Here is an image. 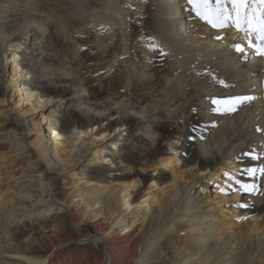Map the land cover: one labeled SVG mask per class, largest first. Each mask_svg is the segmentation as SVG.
<instances>
[{"label": "bare ground", "instance_id": "obj_1", "mask_svg": "<svg viewBox=\"0 0 264 264\" xmlns=\"http://www.w3.org/2000/svg\"><path fill=\"white\" fill-rule=\"evenodd\" d=\"M102 1V15L91 17V26L102 34L96 41L103 48L102 55L109 56V49L118 38L123 42L125 57L130 55L127 15L136 3L141 12L145 9L152 15L153 29L160 39L159 50L172 73L170 83L167 81L172 89L165 93L159 108L139 114L123 104L105 110L99 109L100 105L85 106L90 98L86 89L68 83L43 89L39 84L42 78H52L53 82L56 72V66L47 63L43 51L49 35L46 26L32 22L23 28L22 33L30 34L28 52L21 45L9 46L7 36L0 37L2 80L6 79L9 57L20 58L16 71L20 64L22 71L32 75L29 80H20L17 72L12 81L6 79L0 102V107L7 106L5 112L0 108V116L9 115L22 125L20 131L3 138L9 149L0 153V264H264V57L247 48L234 28L214 29L200 20L186 0ZM236 44H241L244 52H237ZM80 45L74 47L79 60ZM36 71H41L40 77L34 74ZM70 74L66 73L68 78L64 79H70ZM18 89L27 91L28 101L34 100L33 106L39 103V112L25 110L24 102L18 99L22 94ZM190 96L191 103L180 107L178 104L173 109ZM235 96L252 99L233 110L220 107L213 111L218 106L210 102L212 99L225 101ZM45 98L49 102L59 99L61 106L69 110L61 125L45 120L44 126L41 120L37 121L44 107L39 101ZM57 105H53L55 109ZM171 106L172 119L181 107L180 115L187 117L197 110L199 117L189 120L185 135L179 138L180 146L172 143V153L160 159L158 167L167 171L156 178L144 195L138 194L142 187L139 178L117 183L110 170L109 183L92 179L101 157H108L104 153L108 144L131 146L137 134L155 144L158 114ZM26 135L36 137L25 142ZM61 145L65 149L60 150ZM24 155L34 161L30 164L34 169H43L37 174L12 178L13 187L9 188L15 164ZM181 163L194 170L192 176L178 166ZM113 164L114 161V167ZM237 168L238 183L234 177L228 180V187L233 195L242 197L241 202L214 198L212 192L221 185L220 181L232 179ZM249 170H253L251 174ZM51 174L73 177L72 203L57 198ZM158 185L161 186L154 188ZM241 185L250 188L245 191ZM223 193L226 196L229 190L223 188ZM230 205L234 213L240 209V216L230 214ZM53 214H67L76 234L85 233L78 239L81 245L102 248V255L90 259L88 249L82 261L73 259L77 242L73 233L66 239L43 234L41 239L28 236L19 240L20 224ZM241 216L253 217L254 222L243 227ZM64 220L53 226L56 231L63 230Z\"/></svg>", "mask_w": 264, "mask_h": 264}, {"label": "rangeland", "instance_id": "obj_2", "mask_svg": "<svg viewBox=\"0 0 264 264\" xmlns=\"http://www.w3.org/2000/svg\"><path fill=\"white\" fill-rule=\"evenodd\" d=\"M101 1L102 0H0V37H3L5 39H7L8 37L9 46L21 45L22 50L24 52H28L29 48L31 47L29 37L30 34L22 33L24 30L23 28L28 23L40 22L42 27L46 26L48 28L49 33L48 38L45 39V43L43 45V51L46 53V58H48L47 63L49 65L51 64L52 66L54 64L53 67L56 66L55 78L53 82L52 78H42L39 82L41 88L43 87V89H49L54 87L55 85L67 83L73 87H81L83 89H86L89 93L88 95L90 96V98L87 102L84 103V105H100L99 109L102 110L114 106V104L126 105L129 110H133L138 114L143 113L145 110L159 108L160 104H162L165 99V93L168 92L169 89H172V86L169 85L170 79H172V73L169 67H167L168 61L166 60L165 55L163 54L161 56L160 54L163 52L159 50L160 39H158L159 37H157V33L153 29L154 26L151 13L145 11V9L141 12V7H139L138 4L134 3L129 10L131 12H129V14L127 15V20L129 22L128 25H130V55L125 57L123 42L121 41V38L120 40L118 38L116 44L109 49V56H103V48L96 42L98 40V37L102 36V34H98V31H96L94 27L91 26V17H99L100 15H102L103 6H101ZM94 12H96L97 14L94 15ZM71 38L75 39L72 40ZM75 41H79V43H76ZM76 44H81V49L79 52L81 56L80 60L77 59L78 57L76 58ZM117 47H119L120 49ZM132 52L134 53L132 54ZM9 54H11V52H9ZM113 56H115V58ZM120 56H123L124 58L122 59ZM51 58L53 61L51 60ZM114 59H116L117 61H115ZM7 60V81H12L17 72L19 73L18 78L20 80L24 78L29 80V76L31 78L32 75H29L26 71H22L23 67L20 64L16 71L15 65L21 62L19 57H9ZM134 66L136 69H133ZM58 70L59 72L57 73ZM63 71L65 72V74L63 73ZM69 71L71 72V74ZM39 72L41 71H36V73L34 74L40 77L41 73ZM2 73H4V70L0 65V102L5 95L4 84L6 82V79L4 81L2 80ZM66 73L70 74L72 78L70 77V79H64L68 78V75H66ZM63 74L67 77H65ZM18 91L22 90L18 89ZM26 92L27 91H22V94L18 96V99H20L21 102H24L25 110L33 109L34 111L39 112V103L33 106L34 100L28 101ZM53 101H46V98L39 101L42 104L44 103V107H41L42 109L40 111L42 116L38 115L37 121L41 120L44 126L46 125L45 120L52 123L57 122V125H61V123L65 121L67 113L70 114L69 110L67 111L66 107L61 106V102L59 101V99H54ZM191 102L192 98L190 96L186 100H182L181 102L175 104L173 109H176L178 107V104L180 107L184 103ZM56 103L58 104V107L55 109L53 105H55ZM137 104L139 106H137ZM197 104L198 103L195 101L194 107L196 109L199 107ZM0 108L2 112H5L7 106L3 105ZM74 109H72V111ZM178 109L179 111L177 112V117L173 119L171 113L172 106L169 109L158 114L160 123H158L154 129V133H156V136H158L156 137L157 142L155 144L147 140L144 136H142V134H137V137L134 138V142H132L131 146L128 147L123 145H115L111 147V145L108 144V146H106L104 149L105 155L108 156L106 158L107 160L101 157L99 165L95 168L96 175L92 179L95 182L107 184L111 179L109 171L113 170L112 172L115 174L114 182L117 183L130 182L135 178H139L141 180L140 183L142 187L138 194L140 196L144 195L146 193V190L156 182V178L162 173L165 174L167 171L164 168L158 167L160 159L167 157L170 153H172V151L170 150V145L172 143H175L176 146H180L181 143H179V138L185 135L189 120H193L199 117L197 110H194L192 114L185 117L179 114L183 107ZM21 129L22 125L19 124V122L17 123L15 120H13L12 117L9 118V115L8 117L5 115L0 116V138L3 139L5 137L6 139L7 136L9 137L10 135H13L14 132L20 131ZM47 132L52 136L49 130ZM35 137V135H26L25 142H29ZM5 139L0 141V153L7 152L9 149V144L7 141H4ZM63 140L67 141V139ZM63 147L64 146L61 145L60 150L65 149V147ZM178 152H180V150ZM31 156L34 157L35 154L32 153ZM113 161L115 163L113 164L114 167L112 166ZM33 163L34 161H30L29 156L27 155H24L22 158H20V160L15 164L16 167H14L13 169V172L11 174L12 177L10 178L11 181H8L9 183L7 187H13L12 178L21 177L23 174L32 175L35 172L37 174L42 171L43 168L41 166L40 168L34 169L31 166L33 165ZM178 166L181 167L183 171L187 172L188 176H192L194 170H190L182 163ZM178 166L174 167L173 170L175 168H178ZM239 170L240 169L238 168L234 169L236 173L232 175V179H225L220 181L221 185L215 189V192H212V196L214 198H219V200L226 198V200L231 203L241 202L242 197L233 195L231 193V188L228 187V180H233L235 179L234 177H236L235 181L238 183L237 177L240 172ZM59 176V174H51L49 175V178H52L57 198L60 201H64L67 203L69 202L68 204H70L73 202L71 197L73 189H71L72 185L70 182L73 181V177L67 178L64 176ZM157 184H159V181H157ZM160 186L161 185H158L154 188H158ZM223 188L229 190L228 195H224ZM230 208L232 209L229 211L231 215L235 214L237 216H240V209L236 210V212L234 213L233 205H230ZM63 217H66L68 219L64 220ZM240 219V223H242L241 225L243 227H246L250 223L254 222V218L249 216H241ZM63 220L65 221L62 224L63 230L61 229L62 231H56L54 229L55 225ZM15 230H17V228ZM19 231L23 234V236L22 234L19 235L20 241H24L28 236H34L36 240L39 238L41 239L43 234H46V236L48 237H51L52 234H56L61 237V239H66L67 235L70 233L76 234L75 227L70 222V218L67 214H53L44 218L43 220L35 218L30 219L20 224ZM84 235L85 233H82L80 236ZM80 236L77 234L75 235L77 242H74L76 244V248H74L72 251L73 259L82 261L86 255L85 251L88 249L90 253H88L87 255L90 259H93L96 254L102 255V248L96 249L89 244L88 246L81 245V242L78 240L80 239ZM167 243L168 242L166 241V244ZM171 245L172 244L170 242V246ZM43 249L44 248H41L39 250L43 251Z\"/></svg>", "mask_w": 264, "mask_h": 264}, {"label": "snow or ice", "instance_id": "obj_3", "mask_svg": "<svg viewBox=\"0 0 264 264\" xmlns=\"http://www.w3.org/2000/svg\"><path fill=\"white\" fill-rule=\"evenodd\" d=\"M186 3L191 6L190 11L196 17L212 28H234L240 34V38L246 41L247 48L264 57V0H186ZM216 39L220 37L217 36ZM235 50L244 52V47L236 44ZM251 99L250 96H235L225 101L212 99L210 102L218 106L213 111H219L220 107L233 110L237 105ZM252 171L249 170V174ZM241 188L248 191L250 186L241 185Z\"/></svg>", "mask_w": 264, "mask_h": 264}]
</instances>
